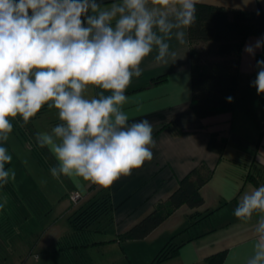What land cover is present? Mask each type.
Masks as SVG:
<instances>
[{"label": "clouds", "instance_id": "9594fccd", "mask_svg": "<svg viewBox=\"0 0 264 264\" xmlns=\"http://www.w3.org/2000/svg\"><path fill=\"white\" fill-rule=\"evenodd\" d=\"M198 0H115L102 7L97 0H0V141L13 130L9 118L27 123L41 108L58 110L61 124L51 134L38 133L39 147L48 146L58 161L51 175L77 176L110 187L153 157V128L148 120L128 125L121 110L132 78L154 49L157 62L167 63L173 35L185 43L196 23ZM83 17V19H82ZM175 30V31H174ZM264 37L246 44L255 55ZM251 82L264 93V60L256 62ZM110 95L85 98L87 87ZM231 102L232 98H227ZM12 156L0 146V183L15 172L6 170ZM3 207V205H0ZM264 213V186L245 193L234 210L242 221ZM247 264H264V217Z\"/></svg>", "mask_w": 264, "mask_h": 264}, {"label": "crops", "instance_id": "0c3cea01", "mask_svg": "<svg viewBox=\"0 0 264 264\" xmlns=\"http://www.w3.org/2000/svg\"><path fill=\"white\" fill-rule=\"evenodd\" d=\"M198 1L226 8L255 9L259 6L264 9V0ZM97 2L107 7L115 0ZM182 30L184 44L174 35L168 41L170 52L175 55H170L167 63L157 62L158 52L154 49L140 65L142 74L134 76L125 90L127 99L121 110L129 118L128 125L145 119L152 125V159L107 188L86 181L82 197L89 200L93 194L108 193L113 205L111 221L124 231L164 200L183 176L203 162L212 170L211 177L200 188L204 203L197 208L178 207L146 237L152 235L153 240L167 232L159 245L162 247L185 224L184 219L177 218L179 212L186 215L193 211L211 212L207 217L210 225L192 232L202 234L185 241L177 254L162 264H209L207 258L220 251L226 252L221 264H247L258 239L255 227L264 213L256 211L251 219L242 221L235 217L234 210L245 193L264 186V93L257 94L256 87L251 84L257 76L256 62L260 56L264 60V48L257 49L254 56L244 49L246 44L264 36L250 35L244 42L239 61L238 100L232 112L200 118L190 106V44L187 29ZM251 87L255 93L253 100H249ZM100 93L110 95L91 85L83 95L91 99L98 98ZM211 130H219L218 135L228 138L221 155L207 148ZM188 235L183 232L174 240L180 241Z\"/></svg>", "mask_w": 264, "mask_h": 264}, {"label": "rangeland", "instance_id": "374dc122", "mask_svg": "<svg viewBox=\"0 0 264 264\" xmlns=\"http://www.w3.org/2000/svg\"><path fill=\"white\" fill-rule=\"evenodd\" d=\"M254 95L251 87L249 100ZM57 112L46 109L27 123L20 116L9 118L13 130L7 141H0L12 156L7 170L15 172L14 179L9 177L13 192L0 184V264H162L153 259L167 232L153 240L152 235L119 240L123 228L105 215L89 227L88 244L72 250L71 258L59 249L63 244L59 240L72 231L69 217L88 199L82 197L86 181L77 176L54 178L50 169L57 167L58 161L48 146L41 151L36 146L38 133L51 134ZM34 151H39V156ZM75 192L78 201L72 197ZM194 213L179 212L177 218L185 220L179 231L190 224ZM208 225L205 221L196 229Z\"/></svg>", "mask_w": 264, "mask_h": 264}, {"label": "trees", "instance_id": "16d2710c", "mask_svg": "<svg viewBox=\"0 0 264 264\" xmlns=\"http://www.w3.org/2000/svg\"><path fill=\"white\" fill-rule=\"evenodd\" d=\"M196 9V23L187 28L192 91L190 106L197 116L205 118L220 112H232L234 109L238 100L240 54L245 40L250 35L264 36V9L259 6L255 9L226 8L199 1ZM228 97L232 98L231 102L228 101ZM46 109H49L47 104L31 119L40 116ZM61 123L59 117L53 121L54 126ZM218 131L211 130L207 148L221 155L228 138L226 135H218ZM37 147L41 151V147ZM34 153L39 156L37 151ZM8 166L9 164L5 165L6 170ZM211 174L212 170L203 162L192 168L179 180L177 187L164 200L158 202L140 220L120 232L118 239L144 238L178 207L182 205L189 208L201 206L204 199L200 188L209 180ZM0 184L8 191H14L10 179L7 184ZM112 210L113 205L108 193H101L89 199L69 217L72 231L59 240L58 243L63 242L59 245V249L71 258L72 250L88 244L86 232L95 221L104 215L112 220ZM194 212L191 215L190 224L169 237L154 255V261L162 262L175 256L185 241L202 234L200 231L196 234L192 232L201 223L207 221L211 212L203 214ZM183 232L189 235L185 239L175 241V237ZM68 237L69 241L70 239L72 241L69 242ZM225 253V251H220L209 256L208 263L221 264Z\"/></svg>", "mask_w": 264, "mask_h": 264}, {"label": "built area", "instance_id": "2783aa9c", "mask_svg": "<svg viewBox=\"0 0 264 264\" xmlns=\"http://www.w3.org/2000/svg\"><path fill=\"white\" fill-rule=\"evenodd\" d=\"M73 199H77L79 197V195L77 194V192H75L73 195H72Z\"/></svg>", "mask_w": 264, "mask_h": 264}]
</instances>
